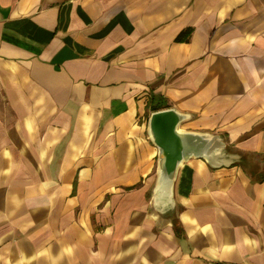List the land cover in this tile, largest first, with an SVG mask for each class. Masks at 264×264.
Listing matches in <instances>:
<instances>
[{"label":"crops","instance_id":"crops-1","mask_svg":"<svg viewBox=\"0 0 264 264\" xmlns=\"http://www.w3.org/2000/svg\"><path fill=\"white\" fill-rule=\"evenodd\" d=\"M159 100L235 157L164 210ZM0 264H264V0H0Z\"/></svg>","mask_w":264,"mask_h":264},{"label":"water","instance_id":"water-1","mask_svg":"<svg viewBox=\"0 0 264 264\" xmlns=\"http://www.w3.org/2000/svg\"><path fill=\"white\" fill-rule=\"evenodd\" d=\"M191 116L176 109L154 112L148 123V134L159 151V171L155 205L169 209L175 204V186L181 168L193 159L205 160L213 169L230 168L235 157L227 152L220 135L185 131L183 124Z\"/></svg>","mask_w":264,"mask_h":264},{"label":"trees","instance_id":"trees-1","mask_svg":"<svg viewBox=\"0 0 264 264\" xmlns=\"http://www.w3.org/2000/svg\"><path fill=\"white\" fill-rule=\"evenodd\" d=\"M191 34H192V29H188L186 30L185 32H183L179 38H178V41L179 42H185V41H188L191 37ZM166 105H164V102L162 101H158L157 103L153 104L152 106V110L153 112H158V111H161L165 108Z\"/></svg>","mask_w":264,"mask_h":264}]
</instances>
